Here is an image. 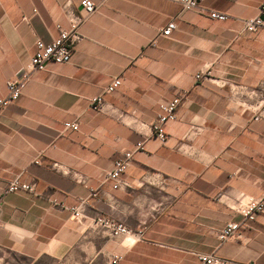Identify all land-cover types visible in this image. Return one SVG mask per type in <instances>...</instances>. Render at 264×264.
<instances>
[{
    "label": "crops",
    "instance_id": "0c3cea01",
    "mask_svg": "<svg viewBox=\"0 0 264 264\" xmlns=\"http://www.w3.org/2000/svg\"><path fill=\"white\" fill-rule=\"evenodd\" d=\"M82 1L0 0V98L36 42L69 28L63 6L82 18L70 63L34 72L0 111V264H197L200 254L264 264V213L246 221L230 209L264 189V0H197L223 21L181 12L178 0H90V14ZM257 16L263 25L246 32ZM172 19L171 36H158ZM96 96L101 112L89 108ZM177 96L161 143L152 124ZM128 152L114 190L106 177ZM14 179L33 191L8 193ZM97 216L134 234L111 237ZM230 222L244 227L218 242Z\"/></svg>",
    "mask_w": 264,
    "mask_h": 264
},
{
    "label": "built area",
    "instance_id": "2783aa9c",
    "mask_svg": "<svg viewBox=\"0 0 264 264\" xmlns=\"http://www.w3.org/2000/svg\"><path fill=\"white\" fill-rule=\"evenodd\" d=\"M181 8V12L192 11L197 14H206L209 19L216 21H223L226 19V15L206 11L204 8L197 4V0H178ZM81 5L86 14H90L95 10V4L90 0H83ZM64 14L68 20L69 28L63 29L60 25H56L58 30V36L50 43L45 44L41 41L36 42V51L30 57L29 61L19 70V74L13 80H10L6 84L7 94L0 98V111L8 108L13 102H15L22 94L23 89L28 83L31 75L36 71L44 70L48 65H62L70 63L74 52L75 45L81 40L80 34L78 33V26L82 21V18L76 15L72 9L66 4L63 6ZM263 7L260 8L262 11ZM263 25L262 20L259 16L245 20L244 30L246 32H253L257 28ZM176 29L175 21L170 20L167 25L160 30L158 36L168 38L172 32ZM202 74V73H201ZM209 72L206 71L202 75V79L207 78ZM200 78V75H196L195 79ZM121 84L120 79H114L110 85L104 90V93H111ZM181 103V96H177L172 101L163 104L159 107V112L156 116L155 121L152 124V131L154 136L161 142L164 143L167 139L165 126L167 123L172 122L176 119V111ZM104 101L102 96H96L89 100V108L94 112H101L103 109ZM258 117L264 118V107H262L257 113ZM65 129L76 131L78 129L77 123H67L64 125ZM143 150V144H136V151ZM133 158V153L128 152L124 154V159L114 164L112 171L107 175L106 179L110 181L112 189L116 190L121 187L120 177L129 168ZM53 169L57 168L56 164L52 165ZM34 189L33 184L21 183L19 179H14L9 182L6 191L8 193H14L18 191L32 192ZM97 196L96 192L90 194L91 198ZM87 207L86 199H79L76 207L72 208L73 217L78 220L81 217L84 209ZM242 220L252 221L257 214L264 213V189L262 190L258 198L246 197L242 194L237 195L233 198V205L230 207ZM92 225L106 232L108 235L114 238L129 237L134 233L132 230L124 226L123 224L117 223L112 219L97 216L92 220ZM244 224L238 223H227L220 231L215 234L218 242H223L228 238L237 234L239 227ZM121 256H112L111 263L115 264L119 261ZM197 264H234L233 261L217 257L212 254H200L197 256Z\"/></svg>",
    "mask_w": 264,
    "mask_h": 264
},
{
    "label": "rangeland",
    "instance_id": "374dc122",
    "mask_svg": "<svg viewBox=\"0 0 264 264\" xmlns=\"http://www.w3.org/2000/svg\"><path fill=\"white\" fill-rule=\"evenodd\" d=\"M12 258V257H11ZM19 259L23 260L24 258L23 257H18Z\"/></svg>",
    "mask_w": 264,
    "mask_h": 264
}]
</instances>
